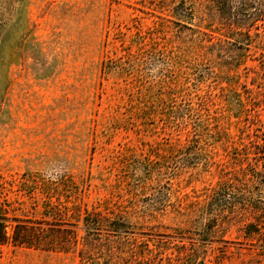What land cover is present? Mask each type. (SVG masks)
Instances as JSON below:
<instances>
[{
  "label": "rangeland",
  "instance_id": "374dc122",
  "mask_svg": "<svg viewBox=\"0 0 264 264\" xmlns=\"http://www.w3.org/2000/svg\"><path fill=\"white\" fill-rule=\"evenodd\" d=\"M263 129L264 22L0 0V264H264Z\"/></svg>",
  "mask_w": 264,
  "mask_h": 264
},
{
  "label": "trees",
  "instance_id": "16d2710c",
  "mask_svg": "<svg viewBox=\"0 0 264 264\" xmlns=\"http://www.w3.org/2000/svg\"><path fill=\"white\" fill-rule=\"evenodd\" d=\"M216 7L225 25L235 30L251 29L258 23L264 22V0H208ZM257 161L261 162V171L264 174V129L260 135ZM264 177V176H263ZM0 207V247L9 241L6 234V218ZM14 244L22 245L25 242L12 238ZM27 244V243H26ZM32 246V245H30ZM34 246V245H33Z\"/></svg>",
  "mask_w": 264,
  "mask_h": 264
}]
</instances>
